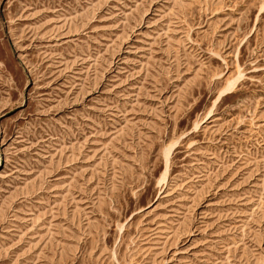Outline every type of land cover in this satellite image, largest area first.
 I'll return each instance as SVG.
<instances>
[{"label":"rangeland","instance_id":"1","mask_svg":"<svg viewBox=\"0 0 264 264\" xmlns=\"http://www.w3.org/2000/svg\"><path fill=\"white\" fill-rule=\"evenodd\" d=\"M0 264H264V0H0Z\"/></svg>","mask_w":264,"mask_h":264}]
</instances>
